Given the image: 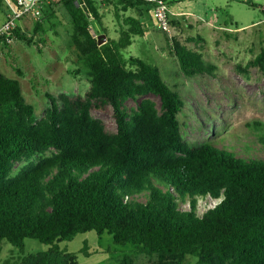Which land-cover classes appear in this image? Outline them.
<instances>
[{"label": "trees", "instance_id": "obj_1", "mask_svg": "<svg viewBox=\"0 0 264 264\" xmlns=\"http://www.w3.org/2000/svg\"><path fill=\"white\" fill-rule=\"evenodd\" d=\"M47 1L42 19L12 36L41 52L45 24L60 7L73 26L72 47L90 88L84 97L46 94L48 107L38 121L21 83L0 73V254L4 241L23 249L35 240L49 249L20 264H78L77 255L58 244L95 232L135 247L150 257L147 264H186L189 258L194 264H264V159L250 157L247 144L248 156H242L235 145L184 140L181 96L158 66L122 54L146 35L140 18L123 19L128 30L99 46L92 32L93 21L102 19L97 0ZM115 1L123 13L151 9L141 1ZM170 41L184 76L214 73L201 53L175 37ZM0 49L22 75L5 36ZM248 66L264 75V49ZM130 100L136 109L127 108ZM92 110H111L115 132ZM258 139L264 148V128ZM207 199L216 203L200 210L199 201ZM118 264H133L132 257Z\"/></svg>", "mask_w": 264, "mask_h": 264}, {"label": "rangeland", "instance_id": "obj_2", "mask_svg": "<svg viewBox=\"0 0 264 264\" xmlns=\"http://www.w3.org/2000/svg\"><path fill=\"white\" fill-rule=\"evenodd\" d=\"M167 1L174 13L172 35L158 30L151 17L152 11L144 10L142 21L147 33L132 40V44L122 51L124 58H140L158 66L164 80L181 96L185 107L180 121L187 143L235 145L234 151L242 156H248L243 149V144H247L251 147L250 157L264 159V148L258 139V131L264 128V75L257 68L248 66L264 49V0ZM100 9L108 16L104 23L109 28L110 38H118L112 23L120 37L122 30H128L123 19L138 17L137 10L130 9L128 13H122L123 19L118 20L115 17L117 11L108 3L101 5ZM5 13L0 5V27L4 24ZM45 26L46 44L40 45L41 52L23 41L10 43L11 54L22 75L10 68L7 50L0 49V73L21 83L27 103L36 109L38 121L45 117L48 107L46 94L55 98L60 95L84 97L90 88V77L72 47L73 26L65 11L56 7L55 14ZM26 27L23 29L28 31L32 25ZM95 28L99 27L93 21ZM172 37L190 50L201 53L207 63L216 67L214 73L194 78L184 76L171 49ZM147 99L159 104L154 96ZM126 106L136 109L137 103L130 100ZM91 114L94 119L102 121L110 133L115 132L111 110H92ZM256 122L262 127L254 129ZM205 204L212 205L208 200L199 201L200 206ZM182 208L188 207L183 205ZM58 246L62 251L76 254L78 264H118L125 255L132 257L133 264H147L150 260L147 255L136 254L135 247L117 245L111 236H98L95 232L79 234L74 240L60 242ZM48 249L49 246L35 240H26L23 249L4 241L0 264L8 260L20 264L27 255ZM194 262L189 258L186 264Z\"/></svg>", "mask_w": 264, "mask_h": 264}, {"label": "built area", "instance_id": "obj_3", "mask_svg": "<svg viewBox=\"0 0 264 264\" xmlns=\"http://www.w3.org/2000/svg\"><path fill=\"white\" fill-rule=\"evenodd\" d=\"M141 1L151 7L154 22L156 27L161 32L168 36L172 35V17L167 0H135ZM3 8L6 10V20L0 27V36H5L7 42L10 44L14 41L13 32L20 28H27L26 26L42 19L45 7L49 4L47 0H0ZM213 206L216 202L207 199ZM206 207L200 206L201 209ZM200 209V210H201Z\"/></svg>", "mask_w": 264, "mask_h": 264}, {"label": "crops", "instance_id": "obj_4", "mask_svg": "<svg viewBox=\"0 0 264 264\" xmlns=\"http://www.w3.org/2000/svg\"><path fill=\"white\" fill-rule=\"evenodd\" d=\"M98 1V8H99V14L102 16V19H101V23L99 24V23H97V25H98V29H93V31H94V33H95V35H96V33H97V35L99 36V35H105L106 37H107V39H113V40H117L118 38H119V32L116 30V25L115 24H113L112 23V27H113V29H114V31H115V33L118 35V38H110V36H109V28L105 25V23H104V20H105V18L106 17H108V16H105V15H103L102 14V12H101V9H100V6L102 5V6H106V4L108 3V4H110L112 7H113V9L114 10H118V9H121V13H120V16H121V19H123V15L124 14H122L123 12H122V8H121V6H119L118 4H117V2L115 1V0H97ZM168 2V1H167ZM169 3V2H168ZM120 7V8H119ZM118 8V9H117ZM144 8V7H143ZM143 8H141V11H142V13L140 12V11H138L137 9V13H138V17L137 18H140L141 20H142V17H144L143 15V12H144V10H146V8L145 9H143ZM130 10V9H129ZM128 10V11H129ZM128 11L126 12V13H128ZM150 12H151V9H150ZM174 14V13H173ZM115 17H116V14H115ZM151 17L153 18V14L151 13ZM145 19V18H144ZM5 20H6V13H5ZM5 20H4V22H5ZM153 20V22H154V18L152 19ZM178 22H180V21H178ZM154 24H155V22H154ZM146 26V25H145ZM155 26H156V24H155ZM157 28V27H156ZM225 31V30H224Z\"/></svg>", "mask_w": 264, "mask_h": 264}, {"label": "water", "instance_id": "obj_5", "mask_svg": "<svg viewBox=\"0 0 264 264\" xmlns=\"http://www.w3.org/2000/svg\"><path fill=\"white\" fill-rule=\"evenodd\" d=\"M98 45L101 46L107 42V37L105 35L97 36Z\"/></svg>", "mask_w": 264, "mask_h": 264}]
</instances>
